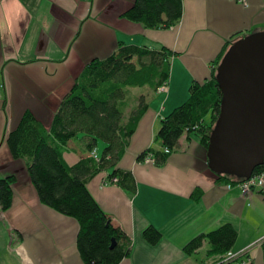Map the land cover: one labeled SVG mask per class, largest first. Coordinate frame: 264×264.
Segmentation results:
<instances>
[{"label": "crops", "instance_id": "0c3cea01", "mask_svg": "<svg viewBox=\"0 0 264 264\" xmlns=\"http://www.w3.org/2000/svg\"><path fill=\"white\" fill-rule=\"evenodd\" d=\"M134 1L0 0V179L16 177L10 208H0V264H84L76 245L78 222L40 202L28 161L14 160L5 140L26 111L49 129L85 65L111 58L119 45L172 52L167 91H129L122 123L139 98L146 110L115 167L87 180L92 198L130 240L119 264H213L215 258H206V244L190 256L183 248L225 224L236 231L230 251L253 245L252 264H264V189L245 200L238 184L217 182L206 149L194 137L182 136L162 164L138 160L146 151H162L155 140L161 120L188 99L192 83L210 78L226 43L264 33V0H182L179 23L166 30L123 18ZM131 60L136 63L135 56ZM80 138L62 150L68 167L90 158L87 140ZM92 149L100 157L104 144L98 141ZM112 170L130 173L134 193L106 184ZM196 190L197 200L192 196ZM150 226L161 234L154 245L143 238Z\"/></svg>", "mask_w": 264, "mask_h": 264}, {"label": "trees", "instance_id": "16d2710c", "mask_svg": "<svg viewBox=\"0 0 264 264\" xmlns=\"http://www.w3.org/2000/svg\"><path fill=\"white\" fill-rule=\"evenodd\" d=\"M181 16L182 0H135L122 14L123 18L145 28L163 30L177 25ZM240 39L226 43L213 63L210 78L202 84L192 83L188 99L161 120L155 140L163 149L176 150L180 138L186 136V139H197L207 151L220 112L217 67L229 48ZM171 55L172 52L164 47L154 51L119 45L111 58L95 59L85 65L60 102L49 129L26 111L15 129L7 134L5 143L12 158L28 161V176L40 202L78 222L76 245L84 264H119L128 254L130 240L113 227L110 218L88 192L86 184L100 171L115 167L146 110L144 98H139L136 109L130 113L127 122L122 123L130 102L129 91L144 87L155 91L165 84ZM132 56L136 57V63L131 60ZM79 137L87 140L89 152L98 141L104 144L99 155L101 163L90 157L71 167L64 164L61 159L63 148ZM149 152L154 155L156 165L164 163L168 155L163 151ZM146 153L141 154L138 160L142 161ZM260 173H264V164L257 167L251 177ZM214 175L217 182L230 185L247 180L226 174ZM108 178H116L118 186L130 194L134 193L135 183L129 172L112 170ZM15 181L14 175L0 179L2 211L11 206ZM192 196L197 200L200 192L196 190ZM143 238L154 245L161 234L150 226L143 231ZM113 239L115 246L111 247ZM235 240V229L231 224H225L196 236L184 246L183 252L188 256L196 254L206 244V258H215L213 264H216L232 249ZM262 246L264 252V243Z\"/></svg>", "mask_w": 264, "mask_h": 264}, {"label": "water", "instance_id": "95a60500", "mask_svg": "<svg viewBox=\"0 0 264 264\" xmlns=\"http://www.w3.org/2000/svg\"><path fill=\"white\" fill-rule=\"evenodd\" d=\"M216 81L221 103L208 167L216 175L249 179L264 164V33L236 41L217 67Z\"/></svg>", "mask_w": 264, "mask_h": 264}, {"label": "built area", "instance_id": "2783aa9c", "mask_svg": "<svg viewBox=\"0 0 264 264\" xmlns=\"http://www.w3.org/2000/svg\"><path fill=\"white\" fill-rule=\"evenodd\" d=\"M159 90L161 92L167 91V84H163L160 86ZM164 154H169L170 150L162 149ZM90 157L96 162L101 163L100 157H98L96 149H92L90 152ZM108 159V156L105 158ZM143 163L146 164H155V157L151 152H147L142 159ZM106 184H117V179H107ZM239 194L242 199L249 200L253 195V190L262 191L264 189V173L257 174L255 176L250 177L246 181L238 184ZM247 247L240 252H231L229 251L225 256L221 258V261L216 264H252L251 257V248Z\"/></svg>", "mask_w": 264, "mask_h": 264}, {"label": "rangeland", "instance_id": "374dc122", "mask_svg": "<svg viewBox=\"0 0 264 264\" xmlns=\"http://www.w3.org/2000/svg\"><path fill=\"white\" fill-rule=\"evenodd\" d=\"M131 90H133V89H131ZM131 92H133V91H131ZM99 150H100V148H99ZM254 191V190H253ZM253 248V247H252ZM252 248H251V250H252ZM255 248V247H254Z\"/></svg>", "mask_w": 264, "mask_h": 264}]
</instances>
